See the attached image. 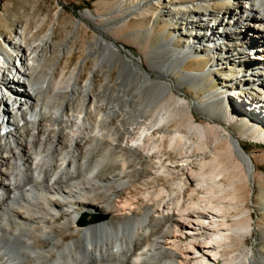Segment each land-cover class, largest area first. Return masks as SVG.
<instances>
[{
  "label": "bare ground",
  "instance_id": "obj_1",
  "mask_svg": "<svg viewBox=\"0 0 264 264\" xmlns=\"http://www.w3.org/2000/svg\"><path fill=\"white\" fill-rule=\"evenodd\" d=\"M204 1L179 2L163 12L174 36L147 56L156 80L141 59L103 33L92 48L94 72L83 85L79 73L52 85L54 72L37 70L51 31L46 41L26 44L20 30L5 42L12 55L0 48V264H264V232L252 246L224 256L232 235L245 243L250 231L227 226L225 197L215 196L225 194L221 170L216 159L198 160L209 152L208 128L193 121L185 133L170 129L171 89L181 91L187 81L202 87L214 72L218 89L192 107L230 125L238 117L231 113L234 104L240 118L264 128V0H244L239 21L221 26L216 16L200 11ZM241 28L254 39L241 41ZM178 37L185 40L181 48L173 46ZM203 54L211 55L208 69L186 71L177 83L185 60ZM104 64L119 65L114 95L112 86L94 82ZM135 93L142 101L128 100ZM191 105L177 98L174 108ZM243 136L264 143V132L253 127ZM165 140L187 172L185 182L161 162ZM228 144L252 181L251 156L239 139L230 137ZM191 163L199 164L198 172ZM169 190L178 195L170 197ZM230 193L235 195L234 187ZM254 209L264 214V200ZM82 216L85 222L78 223ZM58 229L69 235L56 234Z\"/></svg>",
  "mask_w": 264,
  "mask_h": 264
},
{
  "label": "rangeland",
  "instance_id": "obj_2",
  "mask_svg": "<svg viewBox=\"0 0 264 264\" xmlns=\"http://www.w3.org/2000/svg\"><path fill=\"white\" fill-rule=\"evenodd\" d=\"M200 0H0V48L13 54L5 46L8 39L18 36V31H23L26 44H38L41 40L46 41L45 36L51 31V40H48L49 49L42 48L39 52L38 69L40 72H54L51 80L55 85L63 75L67 76L71 72L79 73L78 82L83 85L91 78L96 65V56L92 52L93 45L99 39V34H104V38L115 45L127 49L135 57L141 59L143 67L151 73L153 80L157 79L155 73L148 68L150 60L147 56L162 43L170 40L174 36L172 25L164 21L163 12L171 5L181 3H195ZM244 0H205L201 3L204 9L198 5L190 7L194 10L206 11L221 20V25L239 21L236 17L240 11V6ZM189 6V5H188ZM252 7H247L251 9ZM207 9V10H206ZM253 13L259 10L253 8ZM132 10H136L132 15ZM219 26V28H221ZM242 29V28H241ZM241 41L249 42L254 39L252 31L240 30ZM261 34V35H260ZM259 36L264 40V30L261 29ZM184 37V36H183ZM185 38V37H184ZM216 42L217 39H213ZM185 40L176 38L173 41L175 48L183 47ZM260 46L264 48V42ZM43 57V58H42ZM41 58V59H40ZM56 61L55 65L54 62ZM211 60L210 54L191 56L185 60L175 75L176 82H180L183 74L205 71L208 69ZM118 67H110L104 64L98 68L94 82L96 85L112 86V93L119 89L117 82ZM215 74V75H214ZM219 73H213L202 87L194 88L193 83L187 81L181 87V91L171 89V96L166 100L171 107L170 129L185 133L189 122H197L208 128V138L206 145L209 152L198 157V160L212 162L216 159V164L221 170L219 185L225 190V194L216 192L215 196L225 197L223 206L227 210L225 221L231 228H249L250 234L245 235V243L235 235L231 236L230 242L226 245L224 256L227 257L234 251H240L242 246L250 247L254 244L256 235L264 232V214L255 211L257 203L264 200V143L253 141L251 137H244V131L248 127H253L257 132H264V128L259 126L254 119L252 122L246 118L239 117L238 108L231 106V113L238 116L237 120L230 125L220 123L216 119H208L199 111L192 107V102L201 100L208 90H216L219 87ZM228 75L236 76V73ZM217 76V77H216ZM109 77L110 83L106 82ZM245 91V89H243ZM130 93H133L131 91ZM177 98H184L191 105L189 109L174 108ZM130 102L138 103L142 101L140 95L133 94L128 98ZM115 117H113V120ZM256 123V124H254ZM230 137L239 139L244 151L251 156L254 164L253 179L249 180L246 169L238 158L233 154L228 139ZM192 141L195 142V136ZM168 140H165L164 155L161 162L173 178L178 180L187 179V172L182 169L181 162L178 161L177 154L167 148ZM157 159L152 158V161ZM189 168L194 172L199 171L198 163H191ZM157 180H162L159 176ZM235 188V195L230 193L231 188ZM137 194L140 186H136ZM230 189V190H229ZM229 191V192H228ZM229 193V194H228ZM170 197L173 191L169 190ZM188 195V192L186 193ZM231 200H235L231 202ZM189 198H185L187 203ZM100 218L99 214H95ZM86 220V216L81 219ZM79 219L77 222L81 221ZM67 234L66 230L58 229L56 234ZM72 236H75L72 234ZM220 264L223 262L220 260Z\"/></svg>",
  "mask_w": 264,
  "mask_h": 264
},
{
  "label": "water",
  "instance_id": "obj_3",
  "mask_svg": "<svg viewBox=\"0 0 264 264\" xmlns=\"http://www.w3.org/2000/svg\"><path fill=\"white\" fill-rule=\"evenodd\" d=\"M84 222H85V221H84V218H82L81 221H80V223H84Z\"/></svg>",
  "mask_w": 264,
  "mask_h": 264
}]
</instances>
